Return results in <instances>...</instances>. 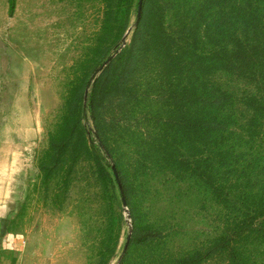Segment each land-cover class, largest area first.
<instances>
[{
	"label": "rangeland",
	"instance_id": "obj_1",
	"mask_svg": "<svg viewBox=\"0 0 264 264\" xmlns=\"http://www.w3.org/2000/svg\"><path fill=\"white\" fill-rule=\"evenodd\" d=\"M138 2L0 0L7 264H264V0Z\"/></svg>",
	"mask_w": 264,
	"mask_h": 264
},
{
	"label": "crops",
	"instance_id": "obj_2",
	"mask_svg": "<svg viewBox=\"0 0 264 264\" xmlns=\"http://www.w3.org/2000/svg\"><path fill=\"white\" fill-rule=\"evenodd\" d=\"M8 213V200L4 198L1 190H0V249L4 247V227H5V221L6 216ZM0 264H7L4 260V256L2 257L0 255Z\"/></svg>",
	"mask_w": 264,
	"mask_h": 264
},
{
	"label": "trees",
	"instance_id": "obj_3",
	"mask_svg": "<svg viewBox=\"0 0 264 264\" xmlns=\"http://www.w3.org/2000/svg\"><path fill=\"white\" fill-rule=\"evenodd\" d=\"M9 7H10V12L13 10L14 8V0H9ZM140 16V12L138 13V8H137V14H136V19L138 20Z\"/></svg>",
	"mask_w": 264,
	"mask_h": 264
},
{
	"label": "water",
	"instance_id": "obj_4",
	"mask_svg": "<svg viewBox=\"0 0 264 264\" xmlns=\"http://www.w3.org/2000/svg\"><path fill=\"white\" fill-rule=\"evenodd\" d=\"M141 6H142V0H139V2H138V13L141 11ZM126 245H127V242L124 246V249L126 248Z\"/></svg>",
	"mask_w": 264,
	"mask_h": 264
}]
</instances>
